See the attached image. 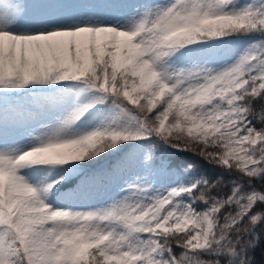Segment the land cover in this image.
<instances>
[{"label":"snow or ice","instance_id":"6c2138e0","mask_svg":"<svg viewBox=\"0 0 264 264\" xmlns=\"http://www.w3.org/2000/svg\"><path fill=\"white\" fill-rule=\"evenodd\" d=\"M0 264H264V0H0Z\"/></svg>","mask_w":264,"mask_h":264},{"label":"trees","instance_id":"16d2710c","mask_svg":"<svg viewBox=\"0 0 264 264\" xmlns=\"http://www.w3.org/2000/svg\"><path fill=\"white\" fill-rule=\"evenodd\" d=\"M257 255H258V257H259V253H258Z\"/></svg>","mask_w":264,"mask_h":264}]
</instances>
